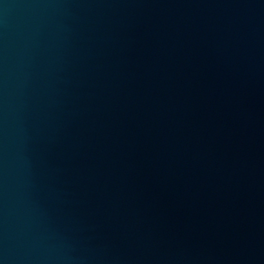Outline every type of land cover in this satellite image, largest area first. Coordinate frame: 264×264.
I'll list each match as a JSON object with an SVG mask.
<instances>
[{
  "label": "water",
  "instance_id": "water-1",
  "mask_svg": "<svg viewBox=\"0 0 264 264\" xmlns=\"http://www.w3.org/2000/svg\"><path fill=\"white\" fill-rule=\"evenodd\" d=\"M0 264H264V0H0Z\"/></svg>",
  "mask_w": 264,
  "mask_h": 264
}]
</instances>
